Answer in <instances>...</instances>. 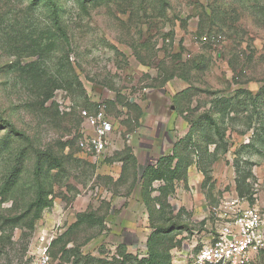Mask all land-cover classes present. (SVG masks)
I'll use <instances>...</instances> for the list:
<instances>
[{"label":"rangeland","instance_id":"374dc122","mask_svg":"<svg viewBox=\"0 0 264 264\" xmlns=\"http://www.w3.org/2000/svg\"><path fill=\"white\" fill-rule=\"evenodd\" d=\"M173 143L156 209L140 173ZM231 197L264 221V0H0V264H190Z\"/></svg>","mask_w":264,"mask_h":264},{"label":"built area","instance_id":"2783aa9c","mask_svg":"<svg viewBox=\"0 0 264 264\" xmlns=\"http://www.w3.org/2000/svg\"><path fill=\"white\" fill-rule=\"evenodd\" d=\"M84 122L78 148L86 155L98 156L108 145L114 124L106 114V104L99 103L95 111H80ZM222 210H214L224 224L210 233L199 247L195 246L190 264H249L264 248V221L254 205H244L239 197L225 199ZM47 256H41L45 263Z\"/></svg>","mask_w":264,"mask_h":264},{"label":"trees","instance_id":"16d2710c","mask_svg":"<svg viewBox=\"0 0 264 264\" xmlns=\"http://www.w3.org/2000/svg\"><path fill=\"white\" fill-rule=\"evenodd\" d=\"M53 16H54V24L57 28V30L62 34V36L66 37V34L63 30V28L60 26V23L58 21L57 18V12L53 7ZM211 125H213L214 123H210ZM200 126H202V124H200ZM190 132V128L188 133ZM188 133L186 135H188ZM175 147L176 144L174 143L173 148L171 150L170 154H165L160 156L155 164H147L145 165L140 173V177H141V181L144 183L145 181H148V183L150 182V185L154 182V181H159L162 182V185L158 186V192H160V194H163L162 190L164 191V189L166 188V186L168 185V180L169 179H173L176 178V172L179 169V165L182 162L181 158L178 156V153L175 151ZM130 155L133 161L136 162V159L134 158V156L131 153V148H130ZM152 176V178H151ZM166 176H168L167 178H165ZM148 179V180H147ZM150 195V194H148ZM150 196H148L149 199ZM144 200L146 199L145 197H143ZM160 199V198H159ZM146 202V200H145ZM161 202V200H160ZM148 206V204H146ZM148 241L146 242V246L148 247Z\"/></svg>","mask_w":264,"mask_h":264},{"label":"crops","instance_id":"0c3cea01","mask_svg":"<svg viewBox=\"0 0 264 264\" xmlns=\"http://www.w3.org/2000/svg\"><path fill=\"white\" fill-rule=\"evenodd\" d=\"M188 131H189V130H187L186 134L188 133ZM186 134H185V135H186ZM181 137H182V136H181ZM146 145H147V143H146ZM173 145H174V143L171 144V147H170V149H169L168 152L157 155L155 158L152 159V160H153L152 162H150V163H145V165H147V164H155L156 161H157V159H158L160 156L165 155V154H170V153H171V150H172V148H173ZM148 147H150L149 149L152 150L153 148H156V145H152V146H151L150 143H149ZM142 148H143V146H140V147H138V148H136V147H134V146L131 147V153H132V155L134 156V158L136 159L137 164L139 163V161H141L140 158H139V156H138V151H142ZM146 153H147V152H146ZM145 165H144V166H145ZM144 166H143V167H144ZM143 167H142V168H143ZM173 180H174V181H177L178 179H177V178H174ZM140 196H141V195H140ZM150 197L154 200V204H156V209H161L162 206L164 205V202L168 200V197H169V196H166L164 193H163V194H160V192H158L157 196H153V195H152V192H151V193H150ZM159 198H160V199H159ZM166 198H167V199H166ZM141 199H142L143 206L145 207L146 210H148V206L146 205V202H145L143 196H141ZM160 200H161V202H160ZM148 202H151V200L148 199ZM167 202H168V201H167ZM151 209H152V210H155L154 208H151ZM179 209H180V208H179Z\"/></svg>","mask_w":264,"mask_h":264}]
</instances>
